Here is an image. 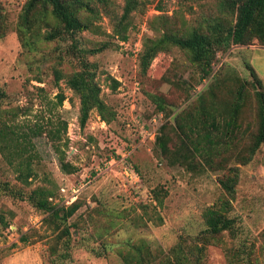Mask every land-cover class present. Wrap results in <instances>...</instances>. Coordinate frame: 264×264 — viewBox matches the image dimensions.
Wrapping results in <instances>:
<instances>
[{
  "label": "rangeland",
  "instance_id": "obj_1",
  "mask_svg": "<svg viewBox=\"0 0 264 264\" xmlns=\"http://www.w3.org/2000/svg\"><path fill=\"white\" fill-rule=\"evenodd\" d=\"M26 1L0 0V125L25 133L22 156L31 167L22 183L0 152V264H126L139 253L155 263L198 237L203 211L224 195L233 230L206 246L202 264H229L225 249L240 264H264V143L249 154L256 94L264 96L260 35L217 51L207 76L187 51L171 46L142 71L144 41L231 27L230 7L224 0H141L123 42L101 2L116 17L124 0H83L98 11L91 27L74 39L47 41V31L60 25L40 7L24 24ZM80 16L91 18L88 11ZM84 64L113 117L104 122L93 110L81 127L79 99L66 81ZM111 79L120 83L116 90ZM60 159L75 171L63 172ZM234 178L229 197L220 182ZM35 189L53 193L52 206L79 208L61 223L31 205Z\"/></svg>",
  "mask_w": 264,
  "mask_h": 264
},
{
  "label": "trees",
  "instance_id": "obj_2",
  "mask_svg": "<svg viewBox=\"0 0 264 264\" xmlns=\"http://www.w3.org/2000/svg\"><path fill=\"white\" fill-rule=\"evenodd\" d=\"M101 4V11H104L106 16L115 24L113 28L114 33L120 41H127V32L131 26V15L133 12L144 7V2L141 0H124L121 15L116 17L111 11H107L109 7L108 1H102ZM223 4L229 6L235 15L233 26L221 29L218 24H213L208 25L206 29H192L182 35L163 32L162 39H147L144 41L139 53V63L142 71L147 69L150 61L160 50L171 46L187 51L191 62L198 67L203 76H207L215 68L213 60L216 52L220 49H227L232 45H246L251 40L249 35L252 36L253 34H259L260 41L264 43V0H224ZM83 6H85V9H83ZM37 7H40V15H44L50 10L51 16L60 25L53 31H47L45 36L47 41L62 39L66 36L74 39L78 33L88 30L96 19V16H98V11L95 12L83 0H75V2L63 0H27L21 16L24 24H28L31 21V16L37 13ZM81 10L88 11L91 14V18H81L80 15L83 12ZM57 74L59 73L56 72ZM59 78L60 76L56 80H59ZM66 84L79 99V123L81 127L85 126L89 114L93 110L99 114L104 122H108L113 117V114L109 112L108 107L101 99V89L95 80V74L88 70L86 64L82 66L81 70L71 73L67 78ZM119 85L120 83L117 80L111 79V88L113 90H116ZM256 97L259 103L258 130L249 150L251 156L264 143V96L261 93H257ZM58 98L59 104H61L64 97L59 95ZM26 143L27 138L25 137V133L19 132L14 125H0V152L8 164L18 170V178L22 183H27L31 175L30 163L26 157L23 158L22 156ZM199 145V141L194 143L195 152H199ZM19 154L22 156L21 160H17ZM60 163L63 172L71 173L75 171L63 159H60ZM189 166L190 164L187 166L188 169ZM236 183L237 179L234 178L228 181H221L220 185L227 196L233 197ZM3 188V190H10L8 185H4ZM52 196L53 193L47 189H35L30 192L27 198L34 208L48 213V217H52L65 224L78 210L79 204L52 206L49 201V198ZM155 198L158 200L157 193L155 194ZM160 203L158 201V204ZM230 210V199H227L225 195L219 197L211 206L203 211L202 219L205 229L198 237H194L190 244L183 245V243L179 242L165 257H162L155 263L140 256V253L135 255V257L124 258V262L126 264H202L206 246L221 244L222 241L219 239V236L225 232H232L234 221L228 216ZM64 234L70 235L68 227L65 228ZM21 241L25 242L26 240L22 238ZM225 251L229 264H240L231 258L228 249H225ZM249 264L253 263L249 261Z\"/></svg>",
  "mask_w": 264,
  "mask_h": 264
}]
</instances>
